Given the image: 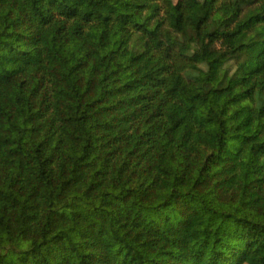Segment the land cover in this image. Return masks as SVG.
Listing matches in <instances>:
<instances>
[{
    "label": "trees",
    "instance_id": "obj_1",
    "mask_svg": "<svg viewBox=\"0 0 264 264\" xmlns=\"http://www.w3.org/2000/svg\"><path fill=\"white\" fill-rule=\"evenodd\" d=\"M0 264H264V0H0Z\"/></svg>",
    "mask_w": 264,
    "mask_h": 264
},
{
    "label": "rangeland",
    "instance_id": "obj_2",
    "mask_svg": "<svg viewBox=\"0 0 264 264\" xmlns=\"http://www.w3.org/2000/svg\"><path fill=\"white\" fill-rule=\"evenodd\" d=\"M120 246H121V244L118 245V246H116V247L114 248V251H115V252L119 251V247H120Z\"/></svg>",
    "mask_w": 264,
    "mask_h": 264
}]
</instances>
